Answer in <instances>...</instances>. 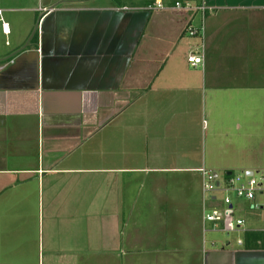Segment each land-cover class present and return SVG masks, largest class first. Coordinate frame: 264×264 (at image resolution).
Listing matches in <instances>:
<instances>
[{"label": "crops", "instance_id": "obj_1", "mask_svg": "<svg viewBox=\"0 0 264 264\" xmlns=\"http://www.w3.org/2000/svg\"><path fill=\"white\" fill-rule=\"evenodd\" d=\"M156 1L0 0V264H264L200 171L264 151V0Z\"/></svg>", "mask_w": 264, "mask_h": 264}, {"label": "built area", "instance_id": "obj_2", "mask_svg": "<svg viewBox=\"0 0 264 264\" xmlns=\"http://www.w3.org/2000/svg\"><path fill=\"white\" fill-rule=\"evenodd\" d=\"M149 8L164 9L167 8L159 0L154 2ZM174 9H193L202 14V17L208 9L205 4H199L197 6H191L188 3H182L175 1L173 4ZM204 30L203 19L201 25L196 27L188 24L186 26V33L190 36H200ZM187 61L192 66L202 65L204 63L203 53L196 54L191 52L187 56ZM202 172V190L204 193L213 194L216 191L223 192L222 202L224 204L223 209L213 208L203 213V220L211 222L214 226H222L225 232H232L239 229L244 224V220L231 217L233 209L231 193L235 195L237 199H244L250 203L252 209L259 210L264 217V174L259 175V178H255V174H248L241 172L239 174L231 173L227 179L223 181H217V175L210 170L200 169ZM258 198V200H257ZM227 218H230L227 220ZM262 241L264 242V223L261 227ZM239 244H242L241 240H238Z\"/></svg>", "mask_w": 264, "mask_h": 264}, {"label": "rangeland", "instance_id": "obj_3", "mask_svg": "<svg viewBox=\"0 0 264 264\" xmlns=\"http://www.w3.org/2000/svg\"><path fill=\"white\" fill-rule=\"evenodd\" d=\"M149 6H152V4L147 5V7H146L147 10H150V11L156 10L155 8H149ZM208 154L211 155L212 153H207V155ZM246 154H251V153L247 152ZM251 156H254V157L258 158L256 161L253 162L255 164V165H253V169H254L255 178H259L258 177L259 175H263L264 174V151L263 150L262 151L261 150H257L255 152V154L251 155ZM257 161H258V163H257ZM232 170H233V173H235V174L241 173V172H239V169H237V167L233 168ZM223 178L224 177H223V174H222V170H219L218 171L217 181H221L222 182ZM214 193L217 195V199H218L217 202L221 203L220 201H221V199L223 197V192L216 191ZM206 194H209V193H206ZM209 196L210 195H207V197H209ZM231 196H232V194H231ZM222 208H224V207L222 206L220 209H222ZM229 219L230 218H227V220H229ZM229 236L232 238V240H234V241L237 240L236 237H235L236 235L233 232H230Z\"/></svg>", "mask_w": 264, "mask_h": 264}, {"label": "trees", "instance_id": "obj_4", "mask_svg": "<svg viewBox=\"0 0 264 264\" xmlns=\"http://www.w3.org/2000/svg\"><path fill=\"white\" fill-rule=\"evenodd\" d=\"M229 177V174H225L224 178L227 179ZM253 243H256V241L259 239V236L254 235L253 237H251Z\"/></svg>", "mask_w": 264, "mask_h": 264}, {"label": "water", "instance_id": "obj_5", "mask_svg": "<svg viewBox=\"0 0 264 264\" xmlns=\"http://www.w3.org/2000/svg\"><path fill=\"white\" fill-rule=\"evenodd\" d=\"M228 174H231L230 172ZM248 174H252V172H249Z\"/></svg>", "mask_w": 264, "mask_h": 264}]
</instances>
